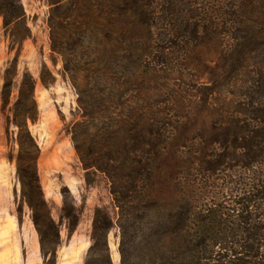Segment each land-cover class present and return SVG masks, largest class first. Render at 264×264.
<instances>
[{"label": "trees", "instance_id": "16d2710c", "mask_svg": "<svg viewBox=\"0 0 264 264\" xmlns=\"http://www.w3.org/2000/svg\"><path fill=\"white\" fill-rule=\"evenodd\" d=\"M49 3L52 49L66 61L72 55L65 69L79 93L83 112L82 121L72 126L74 146L88 184L97 172L106 175L116 208V217L104 207L95 209L84 264H115L109 241L114 228L120 236V264H209V254L216 247L240 260L263 256L264 224L248 214L255 206L264 211L261 181L235 201L232 210L239 211L238 218L222 220L216 210L207 215L202 207L204 176L199 179L198 175L202 169L226 167L230 160L249 170L264 163V0H229L225 8V33L236 41L224 73L229 80L225 87L229 97L224 101L229 99V103L211 114L216 124L211 133L204 126L194 128L201 129L204 145L187 152L188 156L183 151L185 144L178 142L183 120L191 116L190 109L180 110L183 98L175 99L178 110L173 119L155 109L147 96L135 110L125 106L130 102L127 93L143 77V63L152 56H158L162 66L171 64L170 69L180 75L177 67L184 61L194 65L193 58L201 56L205 40L217 34L213 25L217 22L207 17V9L199 8L197 0ZM0 15L6 28L26 27L20 0H0ZM28 36L20 33L16 37L22 41ZM45 70L41 77L50 85L54 76L49 71L52 80L47 78ZM4 79L6 108L14 84L12 67L6 69ZM217 82L214 78V85L195 83L196 93L189 95V102L193 105L200 99L211 105L220 90ZM35 86L34 77L26 72L9 120L17 127L20 145L16 160L21 201L32 210L45 264H57L61 230L44 195L38 170L40 149L29 128V121L38 117ZM172 156L174 163L169 165L167 159ZM168 182L172 190L165 198L160 185ZM62 218L70 234L80 223L78 209L71 202L64 201ZM229 223L236 229L231 228L230 234L222 232L220 226L229 227Z\"/></svg>", "mask_w": 264, "mask_h": 264}, {"label": "rangeland", "instance_id": "374dc122", "mask_svg": "<svg viewBox=\"0 0 264 264\" xmlns=\"http://www.w3.org/2000/svg\"><path fill=\"white\" fill-rule=\"evenodd\" d=\"M20 2L26 13V27L6 28L0 15V264H45L40 236L32 219V210L21 201V183L16 160L20 145L17 127L9 120V116L12 115L11 108L18 97L19 86L26 72L30 73L36 82L38 117L35 122L29 121V128L40 149L38 158L40 180L52 216L61 230L57 264H84L91 245L95 209L104 207L116 217L110 182L106 175L97 172L91 177L93 183L88 184L86 170L74 146L72 126L75 122L82 121L83 112L79 103V93L65 69L72 55H68L66 61V57L52 49L48 22L51 11L49 0ZM228 2L229 0H197L199 8L207 9V17L212 18L214 23L217 22L213 24L217 34L209 42L205 40L201 56H194L193 64L196 67L184 61L183 66L177 67L182 73L180 75L170 69L171 64L162 66L161 59L152 56L150 62H144L141 67L143 77L140 78L139 84L135 86L136 88L134 85L130 86L134 91L127 93L130 102H127L126 110H135L137 106L143 105L140 99L147 96L155 109L164 110L168 116H172L171 119L175 118L178 110L175 99L183 98L181 104L184 108L180 110L187 112L186 110L190 109L191 116L184 118L182 123L184 126L178 132V142L185 144L186 148H183V151L186 156L187 152L190 154L204 142V138H201V129L194 128L204 126L205 130L211 133L213 126L216 125L215 115L211 114L223 106H228L229 103V99L224 101L229 97L225 89L229 80L224 77V73L231 61L230 52L234 49L236 41L232 34L225 33L228 27L224 24L228 17L224 14H227L225 8ZM20 33H28L29 36L19 41L16 36ZM180 44L185 45L183 42ZM10 67L14 73V84L10 104L4 108L2 87L6 69ZM43 70L47 78L52 80L49 71L54 76L50 85H46L42 80ZM214 78L217 79V86L220 88L214 95V98H217L213 101L214 104L212 100L210 105L200 102L199 99L192 105L189 102V95L196 93L194 84L204 82L214 85ZM230 89H233V86ZM171 158L167 159L169 165L174 163L173 156ZM200 174L199 179L204 176L202 207L207 215L216 210L218 218L222 220L238 218L239 211H233L232 208L236 207L235 201L239 195L252 184L260 180L264 186V163L249 170L230 160L226 167L221 166L216 171L202 169ZM160 189L166 192V198L172 187L168 182L160 185ZM260 190L264 194V187H260ZM64 201L73 203L80 214V223L71 234L67 222L62 218ZM256 208L251 207L249 210L253 212L248 214L258 216L257 222L263 225L264 211ZM233 227L231 224L229 227L220 226L222 232L226 231L228 234ZM109 241L112 258L115 264H120L118 228L112 230ZM214 251L213 254H209V264L264 262V252L263 256L258 258L244 257L240 260V256L235 257L228 250L216 247Z\"/></svg>", "mask_w": 264, "mask_h": 264}]
</instances>
